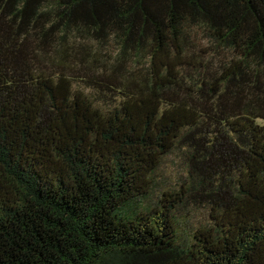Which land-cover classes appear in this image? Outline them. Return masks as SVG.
<instances>
[{"label":"trees","instance_id":"1","mask_svg":"<svg viewBox=\"0 0 264 264\" xmlns=\"http://www.w3.org/2000/svg\"><path fill=\"white\" fill-rule=\"evenodd\" d=\"M0 264H264V0H0Z\"/></svg>","mask_w":264,"mask_h":264},{"label":"rangeland","instance_id":"2","mask_svg":"<svg viewBox=\"0 0 264 264\" xmlns=\"http://www.w3.org/2000/svg\"><path fill=\"white\" fill-rule=\"evenodd\" d=\"M187 167L185 160L180 156V153L172 154L163 159L160 168L156 172V176L151 183L155 182L154 195L145 201L148 206L154 207L157 205L158 198H162L161 194L165 191L178 190V187L186 183ZM177 221L183 225L186 231H191L193 228L199 227L205 223L206 215L204 211L197 210L188 201L177 215Z\"/></svg>","mask_w":264,"mask_h":264}]
</instances>
